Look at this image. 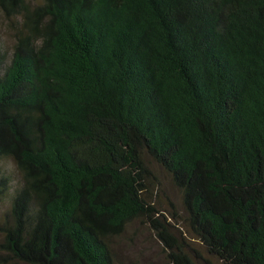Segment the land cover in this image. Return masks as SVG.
Instances as JSON below:
<instances>
[{
  "label": "trees",
  "instance_id": "trees-1",
  "mask_svg": "<svg viewBox=\"0 0 264 264\" xmlns=\"http://www.w3.org/2000/svg\"><path fill=\"white\" fill-rule=\"evenodd\" d=\"M0 11V264H264V0Z\"/></svg>",
  "mask_w": 264,
  "mask_h": 264
},
{
  "label": "rangeland",
  "instance_id": "rangeland-1",
  "mask_svg": "<svg viewBox=\"0 0 264 264\" xmlns=\"http://www.w3.org/2000/svg\"><path fill=\"white\" fill-rule=\"evenodd\" d=\"M0 38L1 42L8 46L12 45L13 33L9 30L7 20L0 11ZM164 195L171 197L177 203L179 212L182 208L179 206V195L170 186L166 187ZM162 195L163 204L167 206V199ZM5 207H3L4 209ZM196 245H200L196 241ZM198 247V246H197ZM121 255L126 263L134 262L136 264H168L167 256L163 247L158 242L154 233L146 227L136 225L119 246Z\"/></svg>",
  "mask_w": 264,
  "mask_h": 264
}]
</instances>
